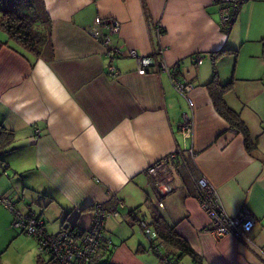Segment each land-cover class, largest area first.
Returning a JSON list of instances; mask_svg holds the SVG:
<instances>
[{"label":"crops","instance_id":"1","mask_svg":"<svg viewBox=\"0 0 264 264\" xmlns=\"http://www.w3.org/2000/svg\"><path fill=\"white\" fill-rule=\"evenodd\" d=\"M249 1L226 31L209 0H144L148 18L142 0H44L54 52L49 62L0 29V124L14 134L0 151V166L16 175L2 194L40 217L44 209H61L51 234L69 224L88 227L92 209L83 208L91 204L113 198L122 209H144L148 200L162 204L164 219L202 258L198 264H264V14L254 9L264 0ZM97 17L119 23V29H101L108 46L91 35ZM112 47L150 57L158 69L138 74L134 58L107 57ZM220 49L227 52L212 66L211 54ZM109 62L114 77L107 74ZM174 66L176 79L193 85L191 104L174 88L167 71ZM214 69L222 83L233 80L224 99L256 139L255 156L213 107L205 84ZM185 117L190 137L180 130ZM35 128L41 134L33 139ZM176 150L194 162L198 178L186 190L176 177L175 189L158 200L145 169ZM200 179L227 216L242 207L250 211L255 224L248 241L209 231L210 218L195 197ZM110 233L107 220L111 264H169L171 247L162 245L155 254L143 235L127 241ZM180 264L192 263L185 256Z\"/></svg>","mask_w":264,"mask_h":264},{"label":"built area","instance_id":"2","mask_svg":"<svg viewBox=\"0 0 264 264\" xmlns=\"http://www.w3.org/2000/svg\"><path fill=\"white\" fill-rule=\"evenodd\" d=\"M210 3L218 5L219 26L226 31L229 30L233 23L236 13L240 5L246 0H209ZM95 27L92 29L91 35L94 38H98L102 44L108 46L109 38L104 36L102 27L107 26L112 29H119V23L106 20V23H102L100 17L95 18ZM128 55L135 58L138 61L139 68L138 73L144 74L145 66H154V69H158V65L153 59L147 56H138L135 50L127 51ZM122 54V50L119 47L109 48L107 51V57L113 58ZM196 63H201V58L197 56ZM167 68L162 62L159 65V69ZM177 66L168 68L169 76L174 85L175 90L188 98L189 92L193 89L191 83H182L176 79L174 71ZM107 72L110 76H116L117 72L115 66L108 65ZM189 104L191 100L188 98ZM180 130L186 137H190L192 132V123L187 117L184 118L183 123L180 126ZM41 134L39 128L35 129L33 133V139L38 138ZM192 154V151L190 150ZM184 161V152L176 150L169 155L158 159L153 162L152 165L145 170L147 176L155 177L153 182L154 191L158 198L172 192L175 189V168L176 163H182ZM149 177V178H150ZM160 177V178H158ZM201 196L199 202L202 210L210 218L209 231L215 236L220 238L225 235H232L237 240L248 241L249 233L255 224V219L251 215L250 211L242 207L238 213L233 216H227L219 206L218 199L215 196L210 184L205 179H200L197 183ZM5 194V193H4ZM0 195V202L10 209L15 221L14 227H18L21 232L28 233L35 236L39 240L40 250L48 257L52 258L54 264H90L92 257L100 250L103 255H106L108 249L113 247V242L109 238H103L105 230V214L107 212L112 215L117 214L116 209H105L101 203H95L94 209H92V215L90 218V225L86 228L68 227L62 226L60 231L55 234L48 233L45 228L44 220L33 212L29 207L26 212H22L17 208L16 198L8 194ZM118 215V214H117ZM142 227L146 228V223L140 221ZM146 234L150 237L153 233L149 229L145 230Z\"/></svg>","mask_w":264,"mask_h":264},{"label":"trees","instance_id":"3","mask_svg":"<svg viewBox=\"0 0 264 264\" xmlns=\"http://www.w3.org/2000/svg\"><path fill=\"white\" fill-rule=\"evenodd\" d=\"M142 4L144 13L148 18L149 15L145 7L144 0H142ZM0 29L7 34L8 38L13 43H15L27 53L31 54L35 59L41 58L48 62L53 59L54 52L51 39V20L45 9L44 0H0ZM162 31L163 29H161V32ZM230 51L235 53V50ZM224 52H227V50L220 49L211 54L212 66L215 65L217 56ZM121 55L130 57L127 50L122 51ZM138 56H140V54H138ZM108 65L112 64L109 62ZM143 68L144 74L154 72L150 65ZM178 72V68H175L174 75H176ZM107 74L109 75L108 72ZM232 87L233 80L222 83L219 80L215 69L212 72V77L205 84V88L209 93L213 107L217 114L228 123L231 130L242 135L246 152L251 156H255V152L257 150L256 139L251 136L248 126L241 118L239 112L232 109L225 102L224 95L226 92L230 91ZM13 141L14 134L12 132H8L0 124V151L12 144ZM0 160H2L1 157ZM174 168L176 177L179 178L182 184L181 187L185 188L186 190L192 188L193 181L198 178V172L194 162L188 158H185L183 163H176ZM151 183L152 181H150V184ZM194 190H196L195 197L199 198L202 195L201 191H197L195 188ZM191 194H193V192ZM18 201V198H16L17 204ZM120 204L121 203L115 201L113 198H110L108 201L102 203L105 209H120ZM143 204L145 205V215L141 214V209L138 207L135 209H127L126 216L128 217L127 219L129 223L139 225L141 231L149 240L150 250L157 254V252L160 251V247L162 245L171 247L173 249V253L166 255L167 258H165L169 264H180V261L185 256L190 258L192 264H198L202 258L192 249L189 243L175 231L174 227L167 223L160 213V209H158L157 206L153 205L148 200H145ZM94 206L95 205L91 204L90 206L84 207L83 211L87 209H94ZM121 206H123V204ZM66 220L67 218H65L63 224H65ZM141 220L147 221L146 228L142 227L140 223ZM14 221L15 218L13 214V222ZM68 227L71 228L77 226L69 224ZM79 228L83 229L82 227ZM146 229H149L151 233H153L152 237L146 234ZM103 238H107L105 230ZM113 247L108 249L106 255H103L102 250L98 251L90 260V264H111L110 256L112 254ZM39 254L43 255V252L40 251ZM41 255L38 256L37 260L42 257ZM0 264H2L1 253ZM48 264H54L52 258H48Z\"/></svg>","mask_w":264,"mask_h":264},{"label":"rangeland","instance_id":"4","mask_svg":"<svg viewBox=\"0 0 264 264\" xmlns=\"http://www.w3.org/2000/svg\"><path fill=\"white\" fill-rule=\"evenodd\" d=\"M253 1H257V0H250L248 3H251ZM216 6L218 11V5ZM254 9L257 15L264 14V6H259L258 4H255ZM253 25L254 24H251L249 28L250 30L254 29ZM250 44L254 45L253 43ZM152 163L149 164L146 167V169H148L152 165ZM10 176H11L10 179H13L16 175L12 173V171H10L9 169L2 171V168L0 166V195H2V191H4L7 188L9 183L8 178ZM153 178L155 179V177L151 175L150 181H154ZM151 184H153V182ZM158 200H160V198H158ZM122 208L123 206H120V209H116L119 211L117 213L118 215L115 213L112 215L109 212L105 214L106 220H108L109 222L110 232L113 235L125 237L127 241H133L142 235L143 237H145L146 240L147 237L144 235L143 232L139 230L140 227L138 228L139 226L138 224L131 225L128 223L127 220L128 217L126 216L127 209L126 208L122 209ZM157 208L162 209V204L157 205ZM36 210L39 211L41 209H36ZM141 210L144 211V209ZM60 211L61 209H55V208L44 209L43 211L44 213L41 215V218L44 219L45 228L48 233L51 232L53 233L57 231L59 226L58 215ZM84 214L85 213H83V215ZM12 216H13V212L10 209L6 208L2 204V202H0V253H1L2 264H46V261L48 260V256L45 253H43V255L39 254L41 250H40L38 238L28 233L21 232L18 227H14L12 222ZM73 217L75 216L71 215L68 218L71 219ZM143 221L145 223L147 222L146 220ZM39 255L43 257V262L37 260V256Z\"/></svg>","mask_w":264,"mask_h":264},{"label":"clouds","instance_id":"5","mask_svg":"<svg viewBox=\"0 0 264 264\" xmlns=\"http://www.w3.org/2000/svg\"><path fill=\"white\" fill-rule=\"evenodd\" d=\"M145 170H146V169H145ZM147 177H148V176H147ZM170 193H171V192H170ZM170 193H168V194H170ZM166 195H167V194H166ZM164 196H165V195H164ZM164 196H162V197H164ZM162 197H161V198H162ZM157 198H158V197H157ZM93 205H94V204H93ZM36 214H37V213H36ZM37 215H38V214H37ZM113 246H114V245H113Z\"/></svg>","mask_w":264,"mask_h":264}]
</instances>
